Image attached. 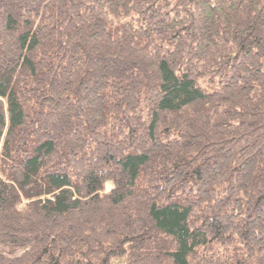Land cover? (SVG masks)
Returning a JSON list of instances; mask_svg holds the SVG:
<instances>
[{
  "label": "trees",
  "instance_id": "trees-1",
  "mask_svg": "<svg viewBox=\"0 0 264 264\" xmlns=\"http://www.w3.org/2000/svg\"><path fill=\"white\" fill-rule=\"evenodd\" d=\"M0 264H264V0H0Z\"/></svg>",
  "mask_w": 264,
  "mask_h": 264
},
{
  "label": "rangeland",
  "instance_id": "rangeland-1",
  "mask_svg": "<svg viewBox=\"0 0 264 264\" xmlns=\"http://www.w3.org/2000/svg\"><path fill=\"white\" fill-rule=\"evenodd\" d=\"M112 191V184L108 183L105 185V192L110 193Z\"/></svg>",
  "mask_w": 264,
  "mask_h": 264
}]
</instances>
